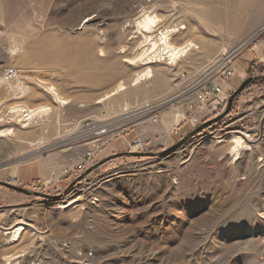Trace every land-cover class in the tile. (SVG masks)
Returning <instances> with one entry per match:
<instances>
[{
	"label": "rangeland",
	"instance_id": "1",
	"mask_svg": "<svg viewBox=\"0 0 264 264\" xmlns=\"http://www.w3.org/2000/svg\"><path fill=\"white\" fill-rule=\"evenodd\" d=\"M192 42L176 64L155 57ZM261 43L264 0H0V80L15 69L22 84L0 83V180L13 184L20 166L29 182L17 185L38 192L0 185V264H264V63L236 73ZM251 77L228 114L165 151L221 116ZM226 82L222 106L213 91L212 108L198 102L199 86ZM86 119L119 123L99 139L68 140ZM145 122L173 139L142 138L140 152L153 154L125 153L139 152L129 142ZM89 148L97 160L76 172Z\"/></svg>",
	"mask_w": 264,
	"mask_h": 264
},
{
	"label": "bare ground",
	"instance_id": "2",
	"mask_svg": "<svg viewBox=\"0 0 264 264\" xmlns=\"http://www.w3.org/2000/svg\"><path fill=\"white\" fill-rule=\"evenodd\" d=\"M147 18H149V20H151L153 23L155 22V20H153L151 17H147ZM156 23V22H155ZM144 26L145 27H147V28H150V26H148L147 25V23L145 22V24H144ZM182 27H184V26H182ZM179 29V28H178ZM175 30H177V29H175ZM168 34L167 33H165V34H163V36H162V38H163V40H165V42H167V38H168ZM154 45H156V42H154ZM244 46V45H243ZM198 48V45L197 44H195L194 42H192V43H188L187 45H185V46H182V47H171V46H168V49L166 50V51H161L158 55L156 54L155 55V57L156 58H158V60L160 59H166V57L168 58V60H169V62H171V63H177V61L179 60V59H181L183 56H186L187 55V53H189L190 51H192L193 49H197ZM233 54L232 53H230V54H228V55H226V58H223L222 59V62L221 63H226L227 61H229V59H230V57L232 56ZM217 71V67H215V68H213V69H211V72L210 73H215ZM151 73H152V69L150 68L147 72H145L144 74H142V75H139L135 80H134V83H133V85H136V84H138V83H140L143 79H145V78H147V77H149V76H151ZM0 83H2L3 84V89L2 90H4V91H7V89L8 88H13V89H15L16 91H20V90H22L21 88H22V84H21V72L20 71H18V70H12L11 72H10V70H9V72H7V75H6V77L5 78H3V79H1L0 80ZM126 88V83H121L118 87H117V90H114V91H112L111 93H109L106 97H109V96H111V95H115V94H117L118 92H120V91H122V90H124ZM3 94V93H2ZM26 94V93H25ZM197 96V95H196ZM183 97V96H182ZM172 99V98H171ZM179 99V98H178ZM181 100V99H180ZM180 100H179V102H180ZM183 100V99H182ZM197 100H198V102L200 103V104H202V105H204V104H206V103H204V102H200L199 101V97H197ZM191 104H193V103H191ZM188 105L187 106V109H186V114L188 115V112L189 111H191L192 110V106L193 105ZM157 106H159V105H154V106H152L150 109H144V110H142V111H139V112H137L138 114H145V113H147V111L149 110V111H152L153 109H155ZM189 108H190V110H189ZM137 113H135V112H133V113H128V114H126V116L125 117H122V118H125V119H122V121H120V122H123V121H125L126 119H128V118H131V117H135V114H137ZM121 118V117H120ZM114 120V119H113ZM152 120L154 121V122H157V121H159V119H158V117L156 116V115H152ZM98 122V121H97ZM97 122H94L92 125H88V124H84L83 126L84 127H86L87 128V131L86 130H84L83 128H81V126L79 127V131H78V133L76 134V135H74V136H72L70 139H68V140H74V139H77V138H80V137H83V139H90V137H91V139H99V138H101L105 133H107V132H110L109 130H110V127H112V126H110V125H112V124H117V123H119L118 121H117V123L115 122H111V123H109L110 125L109 126H107L106 124H102V125H99ZM179 125H173L169 130H170V133L171 134H174V129H176L177 127H178ZM99 127H102V128H107V130L104 132L102 129H98ZM100 130V131H99ZM2 134H4V133H2ZM137 138V137H136ZM141 140H140V143H139V145L138 146H133V150H136L138 147H140V146H144L145 145V143H144V140H142V138L141 137H139ZM135 139V138H134ZM237 142V144H239L241 141L240 140H237L236 141ZM87 151H92V153L96 156V160H97V150H96V148H89V149H87L86 150V152ZM137 151V150H136ZM85 152V153H86ZM85 153H84V155H85ZM84 155H83V157H84ZM83 157L80 159V161L78 162V164L79 163H81V161H82V159H83ZM77 164V165H78ZM76 165V166H77ZM76 166H75V168H76ZM67 173H69V172H67ZM13 184L14 185H17L18 183H19V179L18 178H16V179H14L13 181ZM50 182H55L54 180H51ZM24 229V227L21 225V226H19V227H17V229L15 230V234H17V235H19L21 232H22V230Z\"/></svg>",
	"mask_w": 264,
	"mask_h": 264
},
{
	"label": "crops",
	"instance_id": "3",
	"mask_svg": "<svg viewBox=\"0 0 264 264\" xmlns=\"http://www.w3.org/2000/svg\"><path fill=\"white\" fill-rule=\"evenodd\" d=\"M241 58L242 59H241L240 63H237L238 66H237L236 73H241L242 69H244V67H245L244 64L251 63L254 60L258 59L259 62L264 63V43L256 44V45L252 46L251 48H249L248 50H245L244 53L242 54ZM230 81H232V80H230ZM231 85H232V82H226L225 84H221V85L217 84L213 89V92L211 94V99H214L215 102L219 101V100H224L226 98L227 94H229V92H231L233 89ZM204 116L207 117L208 114L207 115L203 114V116H201V117H204ZM144 125L146 127H144L142 130L141 129L136 130L137 135L140 133V137L143 139L146 138V139L150 140V139L154 138V140H155L158 136H160L156 140L157 145H159V146H163L164 144H168L171 141V139H173L172 135H169L166 133V131L164 130V126L158 127V126H155L152 124V127L150 128L151 124L148 122H145ZM133 131L134 130H131V132H129L127 134V137L129 139H132L134 137V135H136V133L135 132L133 133ZM161 132H163L164 134L161 135L160 134ZM47 166H48L47 161H44V163H42V167L40 168V173L45 179L49 176V171L47 169ZM15 172L18 175L19 179L23 183L26 184L27 182H29L28 180L21 179V177H20L21 167L20 166L17 168V170L15 169ZM34 174H35V177L38 176V173L35 171V169H34Z\"/></svg>",
	"mask_w": 264,
	"mask_h": 264
},
{
	"label": "built area",
	"instance_id": "4",
	"mask_svg": "<svg viewBox=\"0 0 264 264\" xmlns=\"http://www.w3.org/2000/svg\"><path fill=\"white\" fill-rule=\"evenodd\" d=\"M217 67V66H216ZM215 68V66H214ZM222 74L223 77L225 78H230L231 76L234 75V70L231 67H223L221 70L217 69V71L215 72V74L220 73ZM212 86H215L214 84L210 83ZM206 83V84H202L201 86H199V88L195 91L197 94V97H199V101L200 102H204V103H208L210 100V94L213 91L214 87L211 88V85ZM205 86V87H204ZM224 100H219L216 101L215 103V107L216 106H222L223 105ZM209 105V104H207ZM209 108H212L211 105H209ZM86 124L88 125H92L93 123H91L90 119H86ZM98 129H102L104 132L107 130V128H102L99 127ZM100 131V130H99ZM179 133V128L177 127L176 129H174V134H178ZM106 134V133H105ZM91 139V137H90ZM140 138L137 137L135 139H133L131 142H129V146L130 148L133 150V146H138L140 143ZM145 143V142H144ZM146 144L143 146L138 147L136 150L137 151H144L146 148ZM135 151V150H133ZM96 161V156L92 153V151H87L81 161V163H79L76 168L75 171L79 172V171H84L86 169H88L89 167H91ZM68 174H74L73 171L69 172ZM52 184H55V182H52Z\"/></svg>",
	"mask_w": 264,
	"mask_h": 264
},
{
	"label": "water",
	"instance_id": "5",
	"mask_svg": "<svg viewBox=\"0 0 264 264\" xmlns=\"http://www.w3.org/2000/svg\"><path fill=\"white\" fill-rule=\"evenodd\" d=\"M258 79V77H251L246 79L240 86L239 88H237L236 90L233 91V93L230 95L229 100H228V104H227V109L225 110V112L212 120L206 121L203 124H201L200 126H198L197 128H195L190 134H188L187 136L183 137L181 140H179L178 142H176L175 144H173L172 146H170L169 148H167L165 151H169L172 149L177 148L178 146H180L182 143H184L185 141H187L189 138L193 137L195 134H198L199 132H201L202 130H204L205 128H207L209 125H211L212 123L220 120L221 118H223L226 114L229 113L233 101L235 99V97L242 92L250 83L255 82V80ZM125 153H131L133 155H151L153 154L152 152H125ZM123 153L117 154V155H122ZM30 156V155H29ZM0 185H4L12 190H15L17 192H22L25 194H31V193H38V192H31V190H29L28 188L24 187V186H19V185H14L12 183H10L9 181H4V180H0ZM43 195H47V194H43Z\"/></svg>",
	"mask_w": 264,
	"mask_h": 264
}]
</instances>
